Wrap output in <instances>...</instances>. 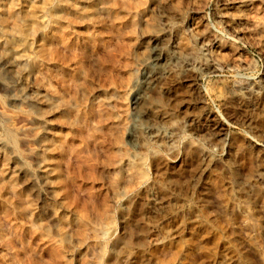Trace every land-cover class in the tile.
Here are the masks:
<instances>
[{
  "label": "rangeland",
  "instance_id": "rangeland-1",
  "mask_svg": "<svg viewBox=\"0 0 264 264\" xmlns=\"http://www.w3.org/2000/svg\"><path fill=\"white\" fill-rule=\"evenodd\" d=\"M0 264H264V0H0Z\"/></svg>",
  "mask_w": 264,
  "mask_h": 264
},
{
  "label": "bare ground",
  "instance_id": "bare-ground-1",
  "mask_svg": "<svg viewBox=\"0 0 264 264\" xmlns=\"http://www.w3.org/2000/svg\"><path fill=\"white\" fill-rule=\"evenodd\" d=\"M151 54H150V59L152 64L155 62V63H160V62H163V61H167L168 60V55L166 54V50L164 49V47L162 45H160L159 43L155 44L153 49L151 50ZM149 58V57H148ZM147 62V60H145ZM12 62H13V65L16 66V67H21L23 66L24 62H25V57L23 54H21V52H16L13 57H12ZM12 64V63H11ZM144 64V63H143ZM152 64H149L148 66L150 67V65L152 66ZM146 66V65H145ZM13 67V66H12ZM153 69V68H152ZM158 69V68H157ZM146 70V69H145ZM154 72L153 70H147L144 72L143 74V82L142 83H149L151 81L154 80L155 78V75H154ZM160 73V72H158ZM141 83V84H142ZM140 84V83H139ZM145 84H142V85H145ZM142 90H141V85L139 87V85H137V89L134 93V99L136 102H140L142 99H143V95H142ZM142 102V101H141ZM141 102H140V105H141ZM141 107V106H140ZM144 112V111H143ZM142 115V114H141Z\"/></svg>",
  "mask_w": 264,
  "mask_h": 264
}]
</instances>
